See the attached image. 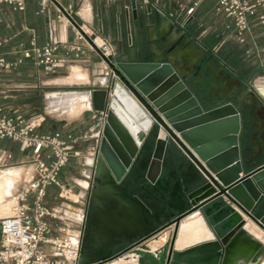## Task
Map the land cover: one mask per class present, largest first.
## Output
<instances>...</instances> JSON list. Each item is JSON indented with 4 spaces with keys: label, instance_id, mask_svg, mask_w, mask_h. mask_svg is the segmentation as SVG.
Here are the masks:
<instances>
[{
    "label": "water",
    "instance_id": "1",
    "mask_svg": "<svg viewBox=\"0 0 264 264\" xmlns=\"http://www.w3.org/2000/svg\"><path fill=\"white\" fill-rule=\"evenodd\" d=\"M146 35L124 54L97 49L113 80L88 93L84 112L97 118L100 135L79 263L131 254L136 264H255L264 245L248 227L264 233V165L240 176L250 165L240 140L244 111L232 101H200L191 85H201L202 66L181 58L176 45H158L150 28ZM116 101L138 130L121 120ZM192 214L212 238L177 249L180 222ZM168 230L151 251L148 243Z\"/></svg>",
    "mask_w": 264,
    "mask_h": 264
},
{
    "label": "crops",
    "instance_id": "2",
    "mask_svg": "<svg viewBox=\"0 0 264 264\" xmlns=\"http://www.w3.org/2000/svg\"><path fill=\"white\" fill-rule=\"evenodd\" d=\"M218 3L219 0H50L47 8L42 10L40 0H25L23 11H15L3 4L0 9V56L21 62L11 70L0 71V109L12 118H43L44 122L37 130L40 134L64 137L68 133L82 134L96 127V117H84L87 109L75 115L72 121L52 118L51 113L74 116L63 111L51 112L49 96L51 93L72 92L61 88L52 89V84H80L85 87L83 92L87 94L94 89L110 87L113 78L98 50L95 47L94 50L84 48L80 60L72 61L70 66L52 75L43 74L35 64L34 56L25 57L23 52L29 47L31 39L39 47L51 42L58 46L72 44L71 27L65 20L57 21L55 8L57 5L71 6L86 30L105 43L112 55L124 54L129 44L135 45L141 38L146 39L147 28H150L151 37L158 45L165 48L176 45L181 58L201 65V85H191L196 97L205 103L206 99L213 102L232 101L244 111L240 140L250 165L240 174L242 176L264 165V53L261 51L264 47V22L259 19L264 15V10L257 8L249 15V29L238 37L233 20L216 10ZM192 6L194 11L187 16L186 10ZM64 73L67 75L55 77ZM81 113L83 117L79 118ZM80 147L84 151V164L80 167L82 172L75 170L77 166H73L74 159H71L60 172L59 181L65 186L71 181L75 182L82 190L88 191L85 187L91 184L95 156L87 152L93 151V147L89 148L84 143ZM15 168L20 173L9 175L13 182L9 195L13 188L32 176L33 164L29 151L21 152L17 142L2 139L0 175ZM56 192L54 186L48 189V203L53 204L56 200ZM64 195L70 199L78 197L75 201L69 200L70 203L62 204L63 209L67 208L66 214L74 220L77 218L75 212L85 209L86 204L77 206L82 199L78 189L66 191ZM208 231L210 236L202 241L212 238L209 228ZM256 234H252L253 238L264 245V233ZM197 243L199 241L187 246ZM263 263L264 256H260L255 264Z\"/></svg>",
    "mask_w": 264,
    "mask_h": 264
},
{
    "label": "built area",
    "instance_id": "3",
    "mask_svg": "<svg viewBox=\"0 0 264 264\" xmlns=\"http://www.w3.org/2000/svg\"><path fill=\"white\" fill-rule=\"evenodd\" d=\"M49 2L40 0L41 9H46ZM3 4L15 11L25 9V0H0V9ZM55 8L57 21L65 20L71 27L73 43L58 46L51 42L39 47L31 39L29 47L23 51L24 56L32 54L43 74H55L70 66L72 61L80 60L84 48L94 50L95 47L104 56L110 54L105 43L102 42V47L95 43L96 37L76 18L77 13L71 6L57 5ZM257 8L264 10V0H219L216 10L233 20L236 35L241 37L249 29V15ZM193 11L194 6L186 10V15H192ZM259 19L264 22V15ZM261 51L264 53V47ZM20 62L0 56V71L11 70ZM103 118L101 114L98 120L102 122ZM43 122L44 119L37 116L8 117L0 109V140L17 142L21 152H30L33 164L32 176L13 188L8 196L12 203L11 214L0 218V264H80L85 209L76 212L77 218L73 220L67 216V208L48 203L46 197L48 189L54 186L56 200H70L64 195L67 186L59 181L60 172L71 159L82 157L84 151L80 145L93 138L95 147L87 152L95 156L100 131L95 127L64 137L40 134L37 130Z\"/></svg>",
    "mask_w": 264,
    "mask_h": 264
},
{
    "label": "bare ground",
    "instance_id": "4",
    "mask_svg": "<svg viewBox=\"0 0 264 264\" xmlns=\"http://www.w3.org/2000/svg\"><path fill=\"white\" fill-rule=\"evenodd\" d=\"M95 42L98 46L102 47V43L99 39L96 38ZM75 71L78 72L77 69H75ZM76 75L79 76L80 73H76ZM116 94L118 98L127 106L128 112L133 114L134 109L130 108L127 104L129 102L127 96L122 94L119 90L116 91ZM88 106L90 108L89 97L88 94L83 91L64 92L61 94L51 93L49 96V107L51 112L64 111L67 114L75 115L78 114L82 109H88ZM113 107L121 120L127 126H129L132 131L138 130L140 125H133L132 123H130L128 113L121 108L117 101L113 104ZM12 173H16L18 175L20 173V170L18 168L9 169L7 173L0 175V211L3 215L6 214L7 216L11 214L12 203L9 198H7V200H5V198L9 195L11 191V185L13 184L12 179L9 176ZM73 200H77V198ZM248 229L255 236L257 235L256 233L261 234V232L257 231V229L253 226H249ZM208 236H210L209 231L202 218L199 215L192 214L187 216L180 222L175 246L177 249H183V247L187 246L188 244L196 241L200 242V240L202 241V239H205ZM168 237L169 230L166 231L165 235H163L159 241L149 242L148 246L151 251H155L158 247L165 243ZM108 264H136V257L134 255L127 254L125 256L114 259Z\"/></svg>",
    "mask_w": 264,
    "mask_h": 264
},
{
    "label": "rangeland",
    "instance_id": "5",
    "mask_svg": "<svg viewBox=\"0 0 264 264\" xmlns=\"http://www.w3.org/2000/svg\"><path fill=\"white\" fill-rule=\"evenodd\" d=\"M65 75H67V74H61V75H58V76H55V77H62V76H65ZM55 77H52V79L53 78H55ZM78 81H80V82H82L81 80H78ZM51 88L52 89H59V88H61L62 90H64V91H73V90H77V91H84V89H85V87L84 86H82V85H80V84H74V85H53L52 84V86H51ZM82 110H84V109H82ZM81 110V111H82ZM80 111V112H81ZM62 112V111H61ZM64 112V111H63ZM79 112V113H80ZM78 113V114H79ZM65 114H67V113H65ZM68 115H70V116H74V117H69V116H64V115H57L56 113H51V117L52 118H59L60 120H66V122H68V121H72V120H75L74 118H75V115H77V114H75V115H72V114H68ZM79 116V118H82L83 117V114L81 113L80 115H78ZM96 144V140H95V138H93V139H90L89 141H87L86 143H84V145H87L89 148H91V147H93L94 148V145ZM92 151V150H91ZM81 164H84V159H82V157L81 158H78V159H74L73 160V166H77V168H75V170L77 171V172H79V173H81L82 172V168H80L81 167ZM72 166V169L74 168ZM80 177L81 176H79V179H80ZM87 184V183H86ZM70 188V189H69ZM74 189H78L79 190V192L81 193V196H82V199H80V201H79V203H78V207H80V206H85V204H86V200H87V195H88V191H84V190H82L81 189V187H79L77 184H75V182H70V184L67 186V192H72ZM65 191V192H66ZM78 198V197H77ZM73 200V199H72ZM75 201V200H74ZM70 203V201L69 200H67V199H59V200H55L54 202H53V204H55V205H59V206H61L63 203ZM75 206V205H74ZM62 207V206H61ZM76 213V212H75ZM2 216H7L6 214H2V212L0 211V217H2ZM110 261H112V260H110ZM110 261H108V262H110ZM108 262H106V263H108ZM105 264V263H104ZM264 264V263H263Z\"/></svg>",
    "mask_w": 264,
    "mask_h": 264
}]
</instances>
